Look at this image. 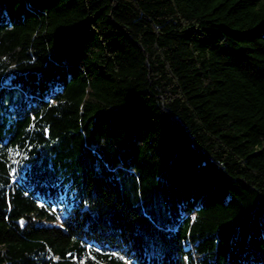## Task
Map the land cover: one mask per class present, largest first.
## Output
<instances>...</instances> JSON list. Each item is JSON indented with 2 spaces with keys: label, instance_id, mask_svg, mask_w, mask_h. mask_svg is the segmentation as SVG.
Returning a JSON list of instances; mask_svg holds the SVG:
<instances>
[{
  "label": "trees",
  "instance_id": "16d2710c",
  "mask_svg": "<svg viewBox=\"0 0 264 264\" xmlns=\"http://www.w3.org/2000/svg\"><path fill=\"white\" fill-rule=\"evenodd\" d=\"M81 262L264 264V0H0V264Z\"/></svg>",
  "mask_w": 264,
  "mask_h": 264
},
{
  "label": "snow or ice",
  "instance_id": "6c2138e0",
  "mask_svg": "<svg viewBox=\"0 0 264 264\" xmlns=\"http://www.w3.org/2000/svg\"><path fill=\"white\" fill-rule=\"evenodd\" d=\"M194 219V218H193ZM21 223V225L23 226V220L20 222ZM81 264H83V262H81ZM126 264H130V262H126Z\"/></svg>",
  "mask_w": 264,
  "mask_h": 264
},
{
  "label": "water",
  "instance_id": "95a60500",
  "mask_svg": "<svg viewBox=\"0 0 264 264\" xmlns=\"http://www.w3.org/2000/svg\"><path fill=\"white\" fill-rule=\"evenodd\" d=\"M21 221H22V220H20L18 223H19V225H20L21 227H23V226H24V223H23V226H22L21 223H20Z\"/></svg>",
  "mask_w": 264,
  "mask_h": 264
}]
</instances>
